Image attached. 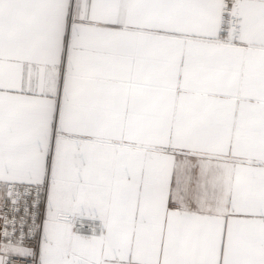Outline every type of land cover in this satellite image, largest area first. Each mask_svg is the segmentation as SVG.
<instances>
[{
    "label": "snow or ice",
    "instance_id": "snow-or-ice-1",
    "mask_svg": "<svg viewBox=\"0 0 264 264\" xmlns=\"http://www.w3.org/2000/svg\"><path fill=\"white\" fill-rule=\"evenodd\" d=\"M0 264H264V0H0Z\"/></svg>",
    "mask_w": 264,
    "mask_h": 264
}]
</instances>
